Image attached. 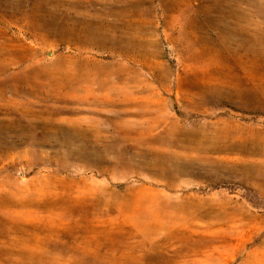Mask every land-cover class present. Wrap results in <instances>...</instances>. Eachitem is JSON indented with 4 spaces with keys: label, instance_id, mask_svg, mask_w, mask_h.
<instances>
[{
    "label": "rangeland",
    "instance_id": "374dc122",
    "mask_svg": "<svg viewBox=\"0 0 264 264\" xmlns=\"http://www.w3.org/2000/svg\"><path fill=\"white\" fill-rule=\"evenodd\" d=\"M260 147L264 0H0V264H264Z\"/></svg>",
    "mask_w": 264,
    "mask_h": 264
},
{
    "label": "bare ground",
    "instance_id": "6f19581e",
    "mask_svg": "<svg viewBox=\"0 0 264 264\" xmlns=\"http://www.w3.org/2000/svg\"><path fill=\"white\" fill-rule=\"evenodd\" d=\"M255 143V142H254ZM257 144H258V142H256ZM263 143V142H262ZM261 144V143H260ZM255 145V144H254ZM257 146H259V145H257ZM262 146V145H261ZM260 154L261 155H264V152H262V148L260 147Z\"/></svg>",
    "mask_w": 264,
    "mask_h": 264
}]
</instances>
